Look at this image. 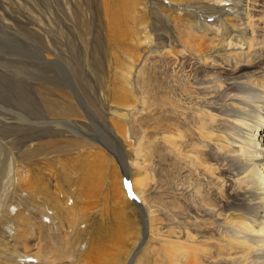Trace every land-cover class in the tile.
Instances as JSON below:
<instances>
[{
    "label": "bare ground",
    "instance_id": "bare-ground-1",
    "mask_svg": "<svg viewBox=\"0 0 264 264\" xmlns=\"http://www.w3.org/2000/svg\"><path fill=\"white\" fill-rule=\"evenodd\" d=\"M123 1L109 9L112 28ZM228 2L220 7L232 20L176 25L174 38L158 40L153 59L144 54L111 88L103 85L104 60H91L98 93L90 99L108 107L106 117L89 111L64 76L47 84L46 109L59 117L52 122L62 118L78 140L70 146L85 149L94 166L107 162L104 152L135 154L123 163L124 179L145 243L123 252L127 264H264V0ZM93 119L107 136L85 122ZM33 150H24L27 157ZM83 173L82 189L92 185ZM111 175L112 195L126 204L120 177Z\"/></svg>",
    "mask_w": 264,
    "mask_h": 264
},
{
    "label": "rangeland",
    "instance_id": "rangeland-1",
    "mask_svg": "<svg viewBox=\"0 0 264 264\" xmlns=\"http://www.w3.org/2000/svg\"><path fill=\"white\" fill-rule=\"evenodd\" d=\"M121 1L0 0V264H127L123 252L145 243L125 185L131 180L124 179V164L135 154L104 152L107 162L94 166L85 149L70 146L78 140L58 123L62 118L52 122L59 117L46 109L47 84L64 76L85 96L89 111L106 117L108 107L90 99L98 93L91 60H104L103 85L108 81L111 88L126 68L139 67L144 54L153 59L158 40L174 38L176 25L232 20L230 9L220 7L232 0H127L112 28L110 8ZM150 71L153 80L155 70ZM99 121L85 122L100 132ZM25 149H34L33 156ZM113 170L126 204L111 193ZM86 171L92 185L82 189L78 182Z\"/></svg>",
    "mask_w": 264,
    "mask_h": 264
}]
</instances>
